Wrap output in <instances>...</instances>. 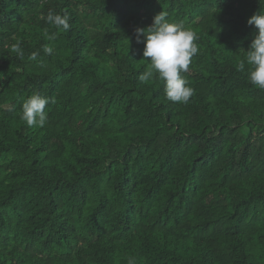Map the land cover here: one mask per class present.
Listing matches in <instances>:
<instances>
[{"label": "trees", "instance_id": "obj_1", "mask_svg": "<svg viewBox=\"0 0 264 264\" xmlns=\"http://www.w3.org/2000/svg\"><path fill=\"white\" fill-rule=\"evenodd\" d=\"M160 11L197 36L187 104L139 80L134 30ZM256 11L264 0H0V264H264V90L237 70ZM33 93L51 101L43 127L21 118Z\"/></svg>", "mask_w": 264, "mask_h": 264}, {"label": "clouds", "instance_id": "obj_2", "mask_svg": "<svg viewBox=\"0 0 264 264\" xmlns=\"http://www.w3.org/2000/svg\"><path fill=\"white\" fill-rule=\"evenodd\" d=\"M69 20L68 14L52 10L46 16L48 24L64 32L70 29ZM247 24L254 26L256 32L249 50L244 52L245 60L238 64L237 70L243 71L245 63L249 65L247 77L250 84L264 90V11H256L248 18ZM134 32L136 42L144 45L143 57L150 58V62H146L149 66L139 75V80L149 82L156 77L163 83L164 93L169 101L187 104L194 89L181 73L189 70L192 58L198 53L195 32L181 24L170 22L167 13L163 11L153 17L151 25L136 28ZM45 35L50 41L56 38L55 33ZM11 50L19 57L24 56L20 41L11 45ZM43 52L51 55L53 48L45 45ZM39 55L38 51L33 52L29 59L36 60ZM3 78L0 76V79ZM50 102L49 97L33 93L22 103V120L29 127H43L47 122L45 108ZM127 264H136V260L130 257Z\"/></svg>", "mask_w": 264, "mask_h": 264}]
</instances>
